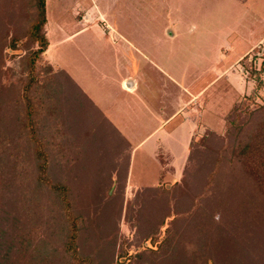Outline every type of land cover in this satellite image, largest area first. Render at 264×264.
<instances>
[{"label": "rangeland", "instance_id": "374dc122", "mask_svg": "<svg viewBox=\"0 0 264 264\" xmlns=\"http://www.w3.org/2000/svg\"><path fill=\"white\" fill-rule=\"evenodd\" d=\"M10 2L0 0V137L9 130L14 133L15 112L16 116L24 113L17 87L21 84L11 90L4 82L7 78H24V57L28 50L3 44V37L14 27L22 31L19 27L24 26L29 15L22 1ZM46 2L50 46L42 64L43 70L49 63L54 69L51 78L56 112L51 122L57 123V129L64 128L69 148L66 150L64 146L63 153H59L50 146L52 173L74 187V194L70 193L72 204L86 216L80 238L83 254L96 253L97 264H103L99 260L114 259L117 251L110 250L105 242L97 244L93 234L96 228L88 230L90 218L96 220L94 223L100 229L98 220L100 216L103 218V210L113 205L120 207L117 205L120 201L108 200L109 205H104L91 198L109 189L112 193L115 188V184L110 188L112 179L117 173L123 176L127 169L124 200L133 198L138 189L157 186L162 167L158 152L172 156L170 163L175 171L165 178L170 189L185 173L190 141L206 129L223 132L226 114L255 87L242 59L254 56L258 65L263 62L264 0ZM25 31L23 40L28 37ZM62 70L87 94L69 84ZM125 76L137 81L135 89L126 88ZM11 97L19 98L16 105L8 101ZM107 118L119 128H114ZM1 147L2 144L0 161L6 160V155L16 154ZM26 157L21 152L18 166L25 164ZM27 161L31 171L35 170L33 156ZM8 170L11 174L15 171L11 166ZM13 189L16 191V187ZM30 190L29 205L24 211H28L34 226L36 218H32L29 206L36 204L39 197L43 201L35 207L37 229L27 255L31 250L43 252V247L50 264H73L63 254L65 236L59 231V227L63 229L62 204L51 191L39 189L41 196L40 191ZM7 192L9 199L12 193ZM135 220L124 207L120 231L131 240L134 252L140 239L134 234ZM99 229L103 235L107 231ZM165 233L161 232V238ZM145 244L150 245V240ZM120 260L129 263L125 256Z\"/></svg>", "mask_w": 264, "mask_h": 264}, {"label": "trees", "instance_id": "16d2710c", "mask_svg": "<svg viewBox=\"0 0 264 264\" xmlns=\"http://www.w3.org/2000/svg\"><path fill=\"white\" fill-rule=\"evenodd\" d=\"M18 1L23 2L29 17L24 26L19 27L22 31L17 27L7 31L3 44L8 43L15 49L23 46L28 50L24 57L25 75L20 79L7 78L9 81L4 83L11 90L21 84L17 87L21 91L19 98L23 100L24 113L16 116L15 112L13 126L16 130L14 133L9 130L0 137L2 150L16 151L10 156L4 154L6 160L0 161V264H26L29 257L27 264H50L47 249L43 247V252L31 250L27 255L37 229L35 207L43 201V197H39L36 204L29 206L32 218H36L34 226L28 211H24L29 205L30 189L51 191L62 204L63 229L59 227V231L65 236L63 254L73 264H97L99 256L96 253L82 252L80 238L85 214L72 204L70 193L74 194V187L52 173L50 146L59 153H63L64 146L66 150L69 148L64 128L57 129V123L51 122L56 112L53 103L56 92L52 90L51 78L54 69L49 63L50 66L43 70L42 64L50 46L46 32L47 2ZM24 30L28 34L26 40H23ZM261 58V65L254 56L242 59L244 70L252 74L255 87L226 114L222 133L206 129L190 141L185 173L170 189L165 178L170 171H175L170 163L172 156L158 152L162 167L157 186L138 189L133 198L124 200L129 177L127 169L123 176L117 173L112 179L110 188L115 184L112 193L109 189L91 198L104 205H109L108 200L120 201L117 202L120 207H108L103 210V218L100 216L98 220L100 229H107L104 235L99 233L96 220L90 218L88 230L96 228L93 234L97 244L105 242L110 250L117 251L116 258H102L100 263L124 264L120 259L125 256L128 264H264V52ZM62 71L70 80L69 84L77 86L70 75ZM13 97L8 101L16 105L19 98L12 100ZM124 142L129 143L127 139ZM21 152L27 157L25 164L18 166ZM30 155L35 161L32 171L27 161ZM9 166L15 169L14 173L9 171L11 168L8 170ZM6 190L12 193L9 199ZM124 207L128 215L137 219L135 224L133 222L137 225L134 234L140 237L137 247L141 250L136 248L135 252L131 251V240L120 231ZM163 231L166 233L161 238ZM149 240L151 244L146 245Z\"/></svg>", "mask_w": 264, "mask_h": 264}, {"label": "crops", "instance_id": "0c3cea01", "mask_svg": "<svg viewBox=\"0 0 264 264\" xmlns=\"http://www.w3.org/2000/svg\"><path fill=\"white\" fill-rule=\"evenodd\" d=\"M71 77V76H70ZM72 78V77H71ZM73 79V78H72ZM74 80V82L77 84V86L78 87H80L81 89H82V87L80 86V84L78 83V82H76V80L75 79H73ZM123 80H125V85H127V84H129L128 82L129 81H132V84L130 85V87L131 88H129V90H133V89H135V87H136V80L135 79H132V78H130V77H127V76H125V77H123ZM123 80H122V82H123ZM83 90V89H82ZM84 91V90H83ZM84 93H86L85 91H84ZM87 94V93H86ZM107 119H109V121L114 125V127L115 128H119V126H117L115 123H114V121L112 120V119H110V118H107Z\"/></svg>", "mask_w": 264, "mask_h": 264}, {"label": "water", "instance_id": "95a60500", "mask_svg": "<svg viewBox=\"0 0 264 264\" xmlns=\"http://www.w3.org/2000/svg\"><path fill=\"white\" fill-rule=\"evenodd\" d=\"M128 83H129V84H127V85H125V86H126V88L129 89V88H131L130 85L132 84V81H129Z\"/></svg>", "mask_w": 264, "mask_h": 264}]
</instances>
